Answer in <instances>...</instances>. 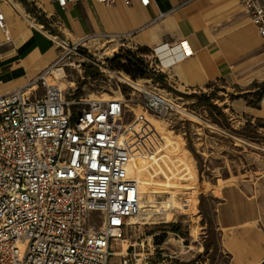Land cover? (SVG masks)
Segmentation results:
<instances>
[{
    "label": "built area",
    "instance_id": "1",
    "mask_svg": "<svg viewBox=\"0 0 264 264\" xmlns=\"http://www.w3.org/2000/svg\"><path fill=\"white\" fill-rule=\"evenodd\" d=\"M55 1L66 10L118 0ZM240 2L264 40V0ZM2 4L0 30L8 34ZM85 43L58 39L61 52L52 64L26 85L0 90V264H109L113 245L133 225L129 218L141 211L142 193L128 174L130 148L121 139L125 99L77 97L54 73L63 69L64 80L68 68H81ZM129 50L147 64L146 52ZM134 91V101L155 115L175 111L158 92ZM121 264H133L128 252Z\"/></svg>",
    "mask_w": 264,
    "mask_h": 264
},
{
    "label": "crops",
    "instance_id": "2",
    "mask_svg": "<svg viewBox=\"0 0 264 264\" xmlns=\"http://www.w3.org/2000/svg\"><path fill=\"white\" fill-rule=\"evenodd\" d=\"M2 10L8 25V34L0 30L2 92L26 85L52 64L61 52L58 39H117L119 49H141L150 68L168 71L191 91L213 83L227 88L242 73L234 71L237 61L251 60L255 48L264 46L240 0H150L146 5L138 0L132 5L85 1L66 10L55 0H3ZM160 13L166 15L158 19ZM51 25L52 34L46 30ZM82 71L92 76L98 70L84 65ZM240 75V84H248L247 74ZM229 106L238 122L249 119L256 126L264 121V94L258 108L241 97ZM225 172L216 178L213 191L220 250L228 257L226 264H264V155L246 163L233 161Z\"/></svg>",
    "mask_w": 264,
    "mask_h": 264
},
{
    "label": "rangeland",
    "instance_id": "3",
    "mask_svg": "<svg viewBox=\"0 0 264 264\" xmlns=\"http://www.w3.org/2000/svg\"><path fill=\"white\" fill-rule=\"evenodd\" d=\"M32 24L44 29L37 22ZM84 45L85 57H80L83 66L68 68L63 86L81 98H124L126 132L122 139L130 144L132 176L139 182L147 177L158 190L157 200L174 196L181 204L180 209L171 208L166 218L156 212L151 221L159 223L133 224L125 237L128 248L124 254H130L133 264H226L228 257L220 250L212 218L213 191L216 178L225 174L233 161L246 163L264 155V121L256 126L249 119L238 122L237 113L229 108L240 97L259 107L264 94V46L255 48L251 60L237 61L234 71L242 73L234 76L238 80L228 83L227 88L213 83L192 86L191 91L168 71H154L144 63V73L132 69L124 57L129 48L119 49L117 39H93ZM84 65H93L98 70L94 71L96 76L82 71ZM243 73L248 84L239 82ZM120 75L139 81L142 89L164 95L174 103L175 111L163 117L147 110L134 101L139 93L120 81ZM205 98L207 107L203 105ZM121 244L116 242L113 252L120 251ZM122 255H111L109 264H121Z\"/></svg>",
    "mask_w": 264,
    "mask_h": 264
},
{
    "label": "bare ground",
    "instance_id": "4",
    "mask_svg": "<svg viewBox=\"0 0 264 264\" xmlns=\"http://www.w3.org/2000/svg\"><path fill=\"white\" fill-rule=\"evenodd\" d=\"M54 73H55L56 77L59 79L58 81H59L60 86L64 88L62 80H61V77L64 76V70L58 69V70H55ZM119 79L123 83H125V84H127L133 88L142 89V86L140 85L139 81L131 80L128 76L120 75ZM110 98L111 97L102 98V99H110ZM91 99H94V98L92 97ZM176 108L178 110L182 111V109L179 108L178 106H176ZM187 114L190 115L191 117L195 118V119L197 118V116H195L193 113L187 112ZM125 132H126V129L124 130V134L122 133V135L125 136ZM121 139H122V137H121ZM123 140L125 141L124 137H123L122 141ZM128 145L130 148V144H128ZM131 168H132V156H131V150H130V158H129V163H128V174H129V177H131L132 179H134L137 182L139 189L142 193L141 211L137 216H132L129 218L130 223H132V224L159 223L158 221H155V220L151 221L152 216H154V214L156 212L159 211L160 215L163 214V215H165L164 217L166 218V216L169 213L171 208H179L180 209L181 204L176 200V198L174 196H172L168 200H161V201L157 200V198H156L157 197V191H158L157 188L155 186H153L152 184H150L147 177L143 176L142 181L139 182L136 178H134V176H132ZM168 192L169 191H167V193ZM184 204L186 205V207L190 206L189 203H184ZM184 211H186V210L184 209ZM121 242H122L121 250L120 251H114V253H113L114 256L122 255L127 250L128 245L125 243L126 240L125 239L121 240Z\"/></svg>",
    "mask_w": 264,
    "mask_h": 264
},
{
    "label": "trees",
    "instance_id": "5",
    "mask_svg": "<svg viewBox=\"0 0 264 264\" xmlns=\"http://www.w3.org/2000/svg\"><path fill=\"white\" fill-rule=\"evenodd\" d=\"M127 51L129 52V55H126L124 57H125V59H126V61L128 63V66H130L132 69H136L137 71H141V73H144L143 71H145V68H143L142 60H140L139 58H137L136 55H135V53H133L129 49ZM124 57L122 56V58H124ZM114 58L117 59L118 56L117 57H114ZM119 60H121V58H119ZM96 74L95 73H92L91 75L92 76H96ZM87 75H90V71H87ZM213 106L216 108L215 105H213Z\"/></svg>",
    "mask_w": 264,
    "mask_h": 264
}]
</instances>
